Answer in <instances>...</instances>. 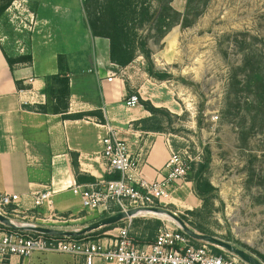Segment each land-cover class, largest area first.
<instances>
[{
  "label": "rangeland",
  "instance_id": "obj_1",
  "mask_svg": "<svg viewBox=\"0 0 264 264\" xmlns=\"http://www.w3.org/2000/svg\"><path fill=\"white\" fill-rule=\"evenodd\" d=\"M192 1L190 6L188 0H161L160 4L138 0L157 11V16L151 26L137 32L146 41L155 70L173 76L164 82L154 78L157 83H153L166 91L168 105L177 112L161 107L154 133L165 135L189 165L186 181L172 194L174 203L161 207L185 217L195 231L235 244L262 261L264 117L257 116L253 103L251 66L255 63L254 67L264 70V0ZM194 7L200 9L198 16ZM29 10L26 4H18L0 21V40L9 56L19 55V49L25 47L22 44L31 25ZM135 60L131 71L139 77L147 62L141 54ZM206 149L211 163L205 176L216 191L203 201L193 193L191 163L201 161ZM77 209L73 207V212ZM63 215L91 220L103 214L80 208L74 215ZM142 222L134 225L132 234L137 232L136 237L145 239L146 235H140L146 227ZM62 224L76 223L67 220ZM148 226L147 231L154 229L153 223ZM71 261L69 255L53 252L35 257L33 264Z\"/></svg>",
  "mask_w": 264,
  "mask_h": 264
},
{
  "label": "crops",
  "instance_id": "obj_2",
  "mask_svg": "<svg viewBox=\"0 0 264 264\" xmlns=\"http://www.w3.org/2000/svg\"><path fill=\"white\" fill-rule=\"evenodd\" d=\"M18 4H26L31 17L26 43L19 42L25 47L18 53H30L32 63L10 69L0 40V194H18V204L30 209V192L47 187L54 192L53 205L58 214L78 213L81 207L79 196L73 193L78 183L72 161L76 158L81 174L95 179L110 175L100 155L99 137L105 133L100 124L105 122L118 129L119 136L128 142L142 176L149 180L161 176L169 155L165 135L141 130L140 123H136L149 117L150 112L141 104L126 107L124 99L136 93L140 100L177 113L168 105L166 91L154 84L157 81L146 71H141L139 77L132 73L136 60L126 67L110 61L109 40L91 34L83 0H14L4 16H9ZM58 55L65 56L69 71L68 114L80 118L63 119L61 114L37 109L46 103L45 78L59 71ZM17 81L23 88L17 87ZM75 206L79 207L76 213ZM96 219L77 217L70 219L76 223L72 226H45L70 231ZM40 256L44 254L35 253L25 259L13 256L9 263L33 264V259ZM69 257L70 264H79ZM3 260L0 256V263Z\"/></svg>",
  "mask_w": 264,
  "mask_h": 264
},
{
  "label": "built area",
  "instance_id": "obj_3",
  "mask_svg": "<svg viewBox=\"0 0 264 264\" xmlns=\"http://www.w3.org/2000/svg\"><path fill=\"white\" fill-rule=\"evenodd\" d=\"M112 77H108V81ZM124 103L126 107H135L140 104V97L136 93L130 94L124 99ZM100 126L105 131L99 137L105 171L107 174L119 173L120 177H101L93 182L75 185L73 193L79 196L80 206L87 212L97 211L107 216L118 212L127 213L133 209L136 212L103 235L85 234L80 238L0 226V256L4 260L13 256L25 259L35 253L55 252L67 254L79 264H246L224 250L216 254L211 245L197 243L174 221L147 210L169 204L173 199L172 194L180 188V182L186 181L189 174L185 157L173 149L168 138L165 142L169 155L163 174L149 180L138 171V160L132 154L128 142L119 136V130L109 122ZM30 193L33 201L30 209H24L18 204V194H0V213L10 219L22 218L23 222L14 218L12 220L29 226L46 227V223L57 224L70 220L54 209V192L51 189L46 187ZM138 219L161 221L150 242L134 241L138 233L135 232L133 236L132 231L135 220Z\"/></svg>",
  "mask_w": 264,
  "mask_h": 264
},
{
  "label": "trees",
  "instance_id": "obj_4",
  "mask_svg": "<svg viewBox=\"0 0 264 264\" xmlns=\"http://www.w3.org/2000/svg\"><path fill=\"white\" fill-rule=\"evenodd\" d=\"M13 1L14 0H0V19L4 16L6 10L11 6ZM155 1L158 4L161 3V0ZM191 1L192 0H188V5L190 4V6L193 3V1L192 3ZM83 8L91 34L94 37H104L109 40V56L113 64L118 67H126L135 60L138 54H141L146 59L147 67L145 71L150 77L162 82L173 78V76L167 72L155 70L154 63L150 57V50L146 47V41L137 32L139 29L153 24L157 16V11H151L149 5L140 3L138 0H83ZM193 10L195 16L200 14V9L194 7ZM4 56L10 69H13L16 65L32 63V55L30 53L9 56L4 52ZM57 61L58 73L45 78L46 87L43 90V94L46 96V103L39 105L37 109L42 113L61 114L63 119L80 118V115L68 114L70 97L69 71L66 66L64 55H58ZM254 65L255 63L251 66L253 68V71H251L253 103L257 109V116L261 115L264 117V70L260 71L257 66L254 67ZM181 80L184 81L182 78ZM16 85L18 88H23L22 83L19 81L16 82ZM140 104L144 109L150 112V116L141 119L136 125L140 123V129L143 131H158V128H155L154 124L156 123L155 120L158 113L162 112L163 108L154 106L149 100H140ZM210 163L211 154L209 149L205 150V154L201 161L191 163L193 193L203 201L207 199L208 195H213L216 191L209 179L205 176L209 171ZM72 165L78 184L93 182L95 180L93 176L80 173L76 158L73 159ZM119 177V173L105 176L106 179H117ZM106 216L107 215H102L96 220ZM182 219L186 220L185 217H182ZM94 221H90L87 224ZM137 222H139V220H135L134 225ZM121 223L120 221L117 224L102 227L86 235H96L99 232L111 230L115 226L121 225ZM142 223L146 227L140 231V235H146V238L141 239V236L140 238L134 237V241L139 243L150 242L155 231L160 226L161 221L154 219V221H144ZM149 223H153L154 225V229L151 231H147ZM188 223L193 227V222L188 221ZM0 226L10 228L1 223ZM83 236L84 235L77 236L76 238ZM196 242L199 243L198 241ZM211 247L216 254L221 253V250L218 248ZM259 256L264 262V256ZM0 264L10 263L9 260H3Z\"/></svg>",
  "mask_w": 264,
  "mask_h": 264
},
{
  "label": "water",
  "instance_id": "obj_5",
  "mask_svg": "<svg viewBox=\"0 0 264 264\" xmlns=\"http://www.w3.org/2000/svg\"><path fill=\"white\" fill-rule=\"evenodd\" d=\"M148 211L156 213V214H165L168 216L172 221L177 223L182 231L186 233L188 236H190L192 239L207 243L213 247H216L218 249L224 250L228 253H231L241 259L246 264H264L263 261H261L259 258H257L255 255L247 252L244 249L239 248L235 244H232L230 242H227L225 240H222L218 237H215L213 235L200 233L195 231L193 228H191L176 212H173L167 208L163 207H150L147 208ZM136 210H129L127 213L124 212H118L116 214L108 215L106 217H103L99 220H96L94 222H91L82 228H79L77 230H65L63 232H60L59 230L44 227V226H29V225H20L18 222H14L9 217L3 215L0 213V223L10 226V227H17L22 230H30L34 232L44 233V234H53V235H61V236H69V237H77L82 236L88 233H91L93 231H96L102 227L108 226V225H114L118 222L124 220L127 216H130L134 214Z\"/></svg>",
  "mask_w": 264,
  "mask_h": 264
},
{
  "label": "bare ground",
  "instance_id": "obj_6",
  "mask_svg": "<svg viewBox=\"0 0 264 264\" xmlns=\"http://www.w3.org/2000/svg\"><path fill=\"white\" fill-rule=\"evenodd\" d=\"M172 201H170L169 203H171ZM158 215H165V214H158Z\"/></svg>",
  "mask_w": 264,
  "mask_h": 264
}]
</instances>
